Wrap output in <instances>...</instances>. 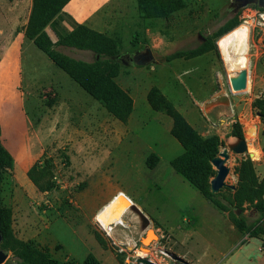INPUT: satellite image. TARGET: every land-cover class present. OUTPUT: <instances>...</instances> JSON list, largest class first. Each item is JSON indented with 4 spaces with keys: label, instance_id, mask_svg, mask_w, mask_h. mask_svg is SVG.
<instances>
[{
    "label": "rangeland",
    "instance_id": "obj_1",
    "mask_svg": "<svg viewBox=\"0 0 264 264\" xmlns=\"http://www.w3.org/2000/svg\"><path fill=\"white\" fill-rule=\"evenodd\" d=\"M186 2V8L168 19L145 20L136 0H112L93 17V26L86 25L120 43L119 60L145 48L154 53L155 59L146 66L121 64L115 81L134 102L126 123L84 92L35 45L25 48L24 107L44 141L43 157L54 161L53 180L58 187L42 193L28 176L17 181L14 170L5 175L3 204L13 210L17 239L34 241L63 263L83 262L92 253L103 264H137L140 252L148 250L144 258L156 264H182L162 251L179 249L176 241L185 233L221 238L216 244L223 251L243 238L171 167L183 148L171 135L173 120L155 111L149 96L155 92L165 98L201 136H218L222 148L238 143L231 134L239 124L248 147L259 153L255 151V158L231 153L226 184L237 185L235 169L247 158L264 181V122L253 108L264 97V9L251 5L233 10V0ZM234 16L239 17L238 27L249 29L246 67L227 68L220 48L221 39L238 27L215 39L214 49L204 55L168 60L177 51L203 45ZM58 49L89 63L96 59L92 52ZM242 70L247 71L248 87L234 91L231 82ZM151 154L159 158L153 170L146 164ZM227 189H222L223 194L231 197ZM121 192L134 202L124 216L129 225L113 223L108 231L96 217ZM243 215L249 222L258 218L249 206ZM150 230L156 240L146 245ZM262 244L264 236L252 238L235 251L233 260L240 256L243 264L249 260L258 264ZM7 263L16 264L11 252ZM228 263L223 258L220 264Z\"/></svg>",
    "mask_w": 264,
    "mask_h": 264
},
{
    "label": "trees",
    "instance_id": "obj_2",
    "mask_svg": "<svg viewBox=\"0 0 264 264\" xmlns=\"http://www.w3.org/2000/svg\"><path fill=\"white\" fill-rule=\"evenodd\" d=\"M70 1L33 0V9L25 28V36L84 92L103 104L117 120L126 123L133 112L134 102L115 81L122 67L121 63L115 59L119 54L120 43L112 37L75 22L64 12V8ZM136 1L139 15L145 20L168 19L187 6L186 0ZM62 22L67 23L71 30L68 31L63 27ZM239 25V17L234 16L203 45L190 50L177 51L169 56L168 60L191 59L204 55L214 49L215 39L231 32ZM57 26H61L64 33L62 35L57 33L58 40L53 42L47 28L51 27L55 31ZM58 48L92 52L96 59L92 63L74 59ZM149 102L155 111L165 112L173 120L171 135L183 148L182 154L170 163L175 173L192 185L217 209L227 213L240 233L252 238L264 236V181L259 180L254 163L249 158L239 162L235 169L238 178L236 188L227 189L232 192L231 197L225 196L222 190L213 194L210 190V181L215 177L216 170L211 161L220 152L223 145L221 139L216 135L201 136L183 115L159 94L152 92ZM253 108L257 114L261 115L264 122V97L257 100ZM1 133L0 125V230L3 236L1 248L13 254L16 264H103L92 253L88 254L83 262L63 263L53 258L47 249H41L34 241L25 242L14 236L13 210L3 204V183L5 175L14 170L15 160L3 146ZM231 135L244 139V133L239 124L235 126ZM158 162V156L151 154L146 164L153 170ZM54 169L53 159L43 157L28 171L27 176L39 191L47 193L58 187L53 180ZM247 206L258 213V218L254 222H249V219L243 215ZM97 240L102 242L98 236Z\"/></svg>",
    "mask_w": 264,
    "mask_h": 264
},
{
    "label": "crops",
    "instance_id": "obj_3",
    "mask_svg": "<svg viewBox=\"0 0 264 264\" xmlns=\"http://www.w3.org/2000/svg\"><path fill=\"white\" fill-rule=\"evenodd\" d=\"M111 1L71 0L64 8V12L79 24L93 26L95 24L93 17L98 16L97 13ZM32 9L33 0H0V53L4 54L0 60L1 142L14 157V176L17 181H24L28 171L45 153V144L41 134L24 107V93L21 89L24 82L23 54L28 45H34L25 36V28L29 22ZM61 24L68 31L71 30L67 23L62 22ZM47 32L53 42L58 40V34L62 35L64 33L61 26H57L55 31L48 27ZM121 193L132 204L134 203L128 195L124 192ZM207 202L224 215L229 223V229L238 232L243 238L236 239L228 250L223 251L216 244V241L221 240V238L215 240L202 236L195 237L192 233H185L180 236L179 241H176L179 249H173L174 252L189 264H220L223 258L227 259L228 264H243L240 256L233 260L237 254L235 251L241 249L242 245L251 240L252 237L240 233L230 221L227 213L220 211L209 201ZM259 251L262 256L257 259V263L264 264L263 244ZM252 263L253 261L249 260V264Z\"/></svg>",
    "mask_w": 264,
    "mask_h": 264
},
{
    "label": "water",
    "instance_id": "obj_4",
    "mask_svg": "<svg viewBox=\"0 0 264 264\" xmlns=\"http://www.w3.org/2000/svg\"><path fill=\"white\" fill-rule=\"evenodd\" d=\"M257 6L261 9H264V0H233L231 7L232 9H241L247 6ZM117 61H119L121 64H124L126 66H146L153 62L154 54L150 48H145L143 51H139L132 55H125L122 58L117 59V56L115 57ZM247 81H248V74L246 70H242L236 78H234L231 82V88L234 91H242L246 89L247 87ZM258 116L261 117L260 114ZM220 152L217 157H215L211 164L213 168L216 170L215 177L210 181V190L213 194L219 193L222 189L228 187L231 189H235V186H231L226 184V180L230 173V168L227 166V162L230 159V155H244L249 154V148L248 143L246 139H239L238 143L231 147L230 149L227 148H220ZM3 242V236L0 230V264H5L9 257L10 252L5 251L1 248V244ZM165 255L170 257L173 261L179 262L182 264H189L184 258L177 255L175 252L171 250L164 249L162 251ZM137 264H156L153 261H151L149 258H138Z\"/></svg>",
    "mask_w": 264,
    "mask_h": 264
},
{
    "label": "bare ground",
    "instance_id": "obj_5",
    "mask_svg": "<svg viewBox=\"0 0 264 264\" xmlns=\"http://www.w3.org/2000/svg\"><path fill=\"white\" fill-rule=\"evenodd\" d=\"M248 32L249 29L247 26H240L232 33L228 34L223 39H221L220 48L222 49L223 54L225 56L227 68L229 67L230 69H234L235 67L238 68L246 67L248 62V57H247ZM249 141L251 142L252 140L249 139ZM248 148L251 157L255 158L257 156V153H259V150L255 149V151H257L256 153L255 151H251L253 149L252 146H249ZM131 205L132 202L121 193L115 198L113 202H111L106 207H104L103 210L98 213L96 218L99 221V223L102 225V227L108 231H110L109 226L113 223H117L116 226L118 225L128 226L129 223L125 221L124 216ZM154 240H156L155 232L150 230L147 234V238L144 239V243L148 245ZM147 251L148 250H142L140 252L139 258H144V256L148 254Z\"/></svg>",
    "mask_w": 264,
    "mask_h": 264
}]
</instances>
